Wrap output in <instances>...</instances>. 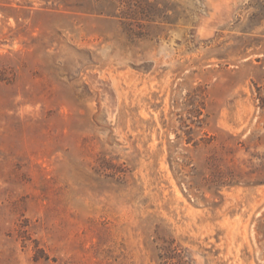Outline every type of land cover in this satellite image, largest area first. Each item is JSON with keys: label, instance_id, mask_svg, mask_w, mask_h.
<instances>
[{"label": "rangeland", "instance_id": "obj_1", "mask_svg": "<svg viewBox=\"0 0 264 264\" xmlns=\"http://www.w3.org/2000/svg\"><path fill=\"white\" fill-rule=\"evenodd\" d=\"M0 264H264V0H0Z\"/></svg>", "mask_w": 264, "mask_h": 264}]
</instances>
